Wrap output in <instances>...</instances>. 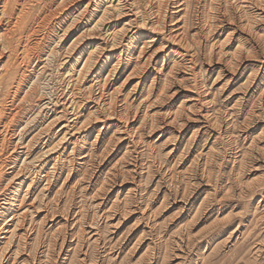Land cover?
<instances>
[{
	"label": "rangeland",
	"instance_id": "rangeland-1",
	"mask_svg": "<svg viewBox=\"0 0 264 264\" xmlns=\"http://www.w3.org/2000/svg\"><path fill=\"white\" fill-rule=\"evenodd\" d=\"M45 2L48 4L49 0ZM205 2L195 0L194 5L189 8L191 11L188 9L190 14L187 11L188 15H182H186V22L190 21L189 38L182 50L179 51V47L173 46L172 42H167L165 49L161 43L148 46L147 56L152 57L158 53L160 63L158 72L151 73L146 88L142 86L143 88L134 94L135 84L143 70L136 71L137 79L133 73L132 80L125 86L122 96L126 98L127 95L130 98V101H127L128 112L131 117H138L139 122L137 121L134 129H139L136 132L140 135L132 133L129 137L130 133L122 134L119 131L121 124L113 119L107 123L109 130L106 135L96 138L95 134L88 142L73 143H76V146H71L59 164L60 177L55 182L54 191L45 193L44 198L41 190L45 182H42L34 196L45 199L42 203H45L47 208L41 206L46 210L42 209L39 220H43L47 212H51L52 217L50 216L49 222L43 226L41 238L33 237L29 246L21 248L15 240L12 264H264V101H259L258 91L244 96L245 89H242L250 72L260 67L264 69V45L256 38L251 39L250 34L242 31L240 27L233 26V29L239 30L233 51L240 45L238 38L242 35L244 44L252 46L255 52L241 56L243 58L239 61L241 66L238 74L226 69L225 58H211L207 46H212L219 38L223 40L231 29L225 23L233 21L229 17L222 18L221 22L224 23L221 26L228 31L222 34L223 36L206 31L208 23L214 21V15L212 16L211 6ZM44 5L36 9V14L42 11ZM229 12L223 7L221 14L229 16ZM33 23H24L13 42L15 49L21 48L25 43H32L36 38L27 40L26 35H22ZM45 23L39 34L44 38L50 33V22ZM258 27L263 29L264 24ZM145 42L149 44L148 40ZM140 46L142 48V45ZM176 50L183 56L176 55ZM138 56L137 53L133 57L127 76L139 68ZM50 58L48 73L40 83L42 87L48 88V92H44H52L53 101L70 90L72 83H69V80L63 82L58 76L56 67L59 58ZM2 66H7V58L0 60V69ZM14 66L11 68V72H15L12 79L17 80L20 77V69L19 66L16 69ZM160 69L162 71H159ZM222 70L225 72L223 77L220 74ZM167 77L171 83L168 86L170 88L165 85ZM4 80H7L6 77ZM124 80L125 78L118 83V88ZM152 81L156 83L155 89L151 88L150 93L149 86ZM163 85L166 87L164 96L159 93ZM136 106H139L138 109ZM32 112L33 110L30 112L31 116ZM176 113L180 114L181 118L178 123L173 124L171 117L176 116ZM87 114L88 112H85L83 116L86 117ZM153 118L158 120V123L155 120L154 127ZM141 122H145L146 126ZM182 125L186 127L183 128ZM194 131L197 136L192 142ZM120 137L123 138L121 144L118 143ZM53 139L56 143V136ZM106 151L107 153H104ZM43 153L37 149L31 161L41 157ZM4 154L5 152L1 153L2 160L5 159ZM52 167V164L48 166L40 181L52 172ZM33 169V166H29L26 173L37 177L36 170ZM56 199L59 203L55 202ZM67 211L69 215L66 214ZM65 218L68 224H65ZM119 220L123 222H119L121 225L118 224ZM77 231L82 234H77ZM64 238H70V246L67 249L69 251L61 252L60 244ZM74 241H79L78 245ZM78 252H83L82 256Z\"/></svg>",
	"mask_w": 264,
	"mask_h": 264
},
{
	"label": "bare ground",
	"instance_id": "bare-ground-1",
	"mask_svg": "<svg viewBox=\"0 0 264 264\" xmlns=\"http://www.w3.org/2000/svg\"><path fill=\"white\" fill-rule=\"evenodd\" d=\"M45 1L46 0H0V60L7 58V66H2L0 69V159L1 153L5 152V156H3L5 159H1L0 161V264H12V252L17 241L22 248L24 246L26 247L32 239H34L33 237L41 236V230L43 226H46L47 221L49 222L51 212H47L46 215H44L43 220H39V217L42 215V209L45 207V203L43 205L42 201L45 199H41L40 196L35 198V193L39 189V186H41L42 182H45V186L41 190V193L44 194V198L45 193L48 194L53 190L55 182L58 181V178L60 177L58 175L60 170L59 164L64 159V155L67 154L74 142H88L89 138L91 139L92 135L95 134L97 136L96 138L101 135H106L109 130L107 123L113 119L118 120L119 124H121L119 126V131L122 134L128 135L130 133V135H128L129 137L132 133L137 134L139 129H134V126L139 122L138 117L130 116L127 102L130 101V98L127 95L126 98H123L122 96L125 86L129 84L130 80H132L133 73L135 75V73L137 74L136 71L139 72V70H143L137 84H135L134 94H136L138 93V89L140 90L143 88L142 86H144V89L146 88L151 73L155 71L158 72L160 63H158V53L152 57L150 55V57H148L146 52V49H149L148 46H155L157 43H161L162 46H164L162 48L165 49L167 42H172L173 46L179 47V51L182 50L183 46L187 43L186 41L190 34V21L188 20L189 22H186L184 16L188 15L187 13L191 11L189 8L195 3V0L194 2H192V0H49L48 4ZM203 1H206L211 6L213 10V14H211L212 16L214 15L213 22H209L208 25L206 24L207 21L205 22L208 27L206 31L212 34L214 33V35L217 36L219 34L220 36H223L222 34H225L228 31L221 26L224 23L221 22L222 18L227 19V17H229V19L233 21L225 23V25L228 24L231 27L230 32L227 33L226 37L223 40L222 38L217 39V42L213 45L211 44L212 46L210 47L207 46V48H209V55L211 58L213 56L219 57V59H221V57H223V59L225 58L224 67L238 74L241 66V63L239 62L241 56L243 54H251L255 52V49L252 46H246V44H244V36L240 35L238 38L240 40V45H238L237 48H234L233 51V47L236 44L235 42H237L236 40L239 35V30L238 28L233 29L232 27H240L242 31L244 30L250 34L251 39L256 38L264 45V28L259 29L258 27L261 26V24H264V0H202V2ZM43 5L44 8L42 11L36 14V9ZM223 7H226L230 11V14L228 13L229 16L227 14L226 16H222V14L225 13L221 14ZM188 9L190 11H188ZM183 14L186 15L182 16ZM235 20L238 22H234ZM25 22L34 23L30 28L26 29L22 35H26L27 40L34 37L36 38L33 39L32 43H25L21 48L15 49L13 47V42H15L16 36ZM45 22H50V33L48 37L46 36V42V37H40L41 35H39ZM207 37H209V35ZM146 40L149 41V44H146ZM192 41L193 40H191V42ZM140 45H142V48H140ZM158 48L154 49L158 50ZM198 49L200 50L201 48ZM199 50L197 51L199 52ZM137 53L139 55V59L137 58L139 61L137 65L139 68L133 70L131 74L127 76L126 73L132 67L133 57ZM175 53L176 55H179V57L183 56L177 50ZM50 57L59 58L56 72L60 79H63V82L64 80H69V83H72L71 88L69 87L70 90L62 93V96H58L59 98L57 99L53 98V101L51 100L52 92L50 91V93H47L48 88H46V86L42 87V84L40 83L41 79L48 73ZM15 64L18 65L20 69V77L17 80L12 79V77L15 76V72H11V68H13ZM17 67H15V69ZM159 71H162V69ZM263 71L264 69L260 67L256 71L250 72L251 74L247 76L246 81L244 82L245 84L242 87V89H245L244 96L250 92L258 91L260 95L259 101H264ZM226 72L228 71L226 70ZM4 74L7 80H4ZM220 74L223 77L225 72L222 70ZM220 74L218 75L219 77ZM55 75L57 76V74ZM232 77H235V75H232ZM123 78H125V80L122 86L118 88L117 85ZM12 80L14 81L12 82ZM155 83V81L151 82L149 86L150 93L152 91L151 88H153V90L155 89ZM169 84L171 83H169V78L167 77L165 83L167 88H170L168 87ZM165 85H163L162 91L159 92L162 93V95H165ZM7 88L9 89L6 91ZM45 90L47 92H44ZM135 96L136 95H134V97ZM156 101L158 100L156 99ZM204 101H206L205 98ZM153 102L155 103V101ZM262 104L264 103L262 102ZM32 110L33 112L31 116L30 112ZM85 112H88L86 117L83 116ZM135 114L137 115V113ZM188 114L189 112L187 115ZM29 115L31 117H29ZM175 115L176 116L171 117L173 124L178 123L179 118H181L180 114L176 113ZM144 117L146 116L144 115ZM144 119L146 120V118ZM155 120L156 119L153 118L152 127H154ZM157 121L158 120H156V122ZM142 124H145V122ZM147 124L149 123L147 122ZM182 127L184 128L186 126L182 125ZM143 128L145 127L143 126ZM158 128H160V126ZM150 129L153 131L152 128ZM115 133H117V130ZM142 133H144V130ZM193 134L194 135L191 138L192 142L195 141L197 132L195 134L194 131ZM139 135L140 134H137V136ZM54 136L57 138L56 143L54 142L55 139H53ZM119 139L118 143L121 144L123 138L120 137ZM173 142L175 141L173 140ZM73 146H76V143ZM37 149L42 150L44 153L41 157L31 161L33 154ZM173 152L174 150L172 153ZM104 153H107V151ZM51 164L53 165L52 172L46 174L43 177L44 179L40 181L41 175L45 173V170ZM29 166H33L36 170L37 177H31L26 173ZM70 171L72 172V170ZM56 196L59 197L58 195ZM33 197L35 199H33ZM57 199L55 202L59 203ZM48 206L49 205H47V207ZM66 214L69 215V212ZM55 218L57 219V217ZM111 220H113V218H111ZM79 221L80 219L78 220V223H80ZM119 222L120 220L118 221V224ZM66 223H69L67 219L65 224ZM79 233L81 232H78L77 234ZM89 233H91V231ZM67 238H64L62 243L60 241L61 252H66L70 246V238L69 240ZM39 247H37V249ZM81 254H83V252Z\"/></svg>",
	"mask_w": 264,
	"mask_h": 264
}]
</instances>
